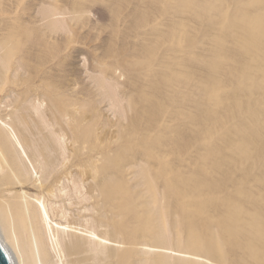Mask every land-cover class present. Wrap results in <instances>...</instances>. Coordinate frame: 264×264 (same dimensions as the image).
Masks as SVG:
<instances>
[{
  "label": "rangeland",
  "instance_id": "rangeland-1",
  "mask_svg": "<svg viewBox=\"0 0 264 264\" xmlns=\"http://www.w3.org/2000/svg\"><path fill=\"white\" fill-rule=\"evenodd\" d=\"M0 46L82 264H264V0H0Z\"/></svg>",
  "mask_w": 264,
  "mask_h": 264
},
{
  "label": "bare ground",
  "instance_id": "bare-ground-1",
  "mask_svg": "<svg viewBox=\"0 0 264 264\" xmlns=\"http://www.w3.org/2000/svg\"><path fill=\"white\" fill-rule=\"evenodd\" d=\"M2 48L0 50L3 51ZM5 48L6 47H4V49ZM2 51H0V63L4 57L5 59L7 58L5 52L2 53ZM6 65L5 67L7 68ZM1 108L2 107H0V109ZM68 110L71 112V109H67V111ZM68 113H66V115ZM5 115L0 116L1 246L4 248L11 264H82L83 261L78 256L86 250H81L84 241L85 244H87V242L90 244L92 237L95 236L97 237L96 239H99V242L97 240L94 241L95 244L98 242L99 245L102 246L106 240L99 238L100 236L87 230L86 233H78L80 231L79 228L78 232L72 231V225L63 224L54 220L55 214L59 215L60 219L67 220V214L63 206H54V201L58 198L57 194L60 184L62 181H65L66 179L64 178L66 176V178H68L69 175L64 171L56 176H51L55 173L53 170L56 168L52 169V167V171L48 172L47 168L53 166V163L50 162L51 158L49 159L48 155L47 157L44 156L43 152L39 150L41 149L44 151V149H37L38 145H35L37 150L35 149V151H33L34 149H32V153L29 152V154L25 149L26 147H24L21 142V139L16 135L14 129L6 122L7 120H4ZM31 148L34 147L32 146ZM30 150L29 148L28 151ZM56 171L58 170L56 169ZM39 173H42V176ZM68 173H71V171ZM70 178L72 177L70 176ZM84 179L85 178L81 180L80 177L81 181H84ZM63 184L65 187V183ZM61 189L62 188H60V190ZM94 242L92 241V243ZM105 244H107V242H105ZM105 244L104 246H106ZM80 250L82 251L81 254ZM101 250L103 251V249ZM86 252L88 253V251ZM85 256H87V254H85ZM185 257L182 256V258ZM66 260L67 263H65ZM86 260L88 263L90 258L88 257ZM196 260L197 259H195V262ZM167 263H169V261Z\"/></svg>",
  "mask_w": 264,
  "mask_h": 264
},
{
  "label": "water",
  "instance_id": "water-1",
  "mask_svg": "<svg viewBox=\"0 0 264 264\" xmlns=\"http://www.w3.org/2000/svg\"><path fill=\"white\" fill-rule=\"evenodd\" d=\"M0 264H11L5 250L1 246V244H0Z\"/></svg>",
  "mask_w": 264,
  "mask_h": 264
}]
</instances>
